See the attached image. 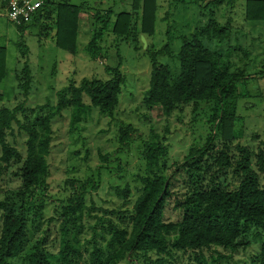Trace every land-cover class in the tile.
Here are the masks:
<instances>
[{
	"label": "trees",
	"instance_id": "obj_1",
	"mask_svg": "<svg viewBox=\"0 0 264 264\" xmlns=\"http://www.w3.org/2000/svg\"><path fill=\"white\" fill-rule=\"evenodd\" d=\"M219 1L222 0H209L205 6ZM1 3L6 8L3 0ZM156 8L157 0H131V12L108 10L103 15L91 13L89 18L104 22L103 28L110 27L117 36L130 37L137 48L134 32L146 39L154 34ZM83 10L66 0H44L28 20L17 24L12 22L20 36L19 45H23L24 32L36 27L40 32L53 31L55 44L74 52L79 15ZM230 16L228 22L232 20ZM244 17L264 20V0H245ZM224 25L212 16L188 37H181L182 45L176 54L180 72L176 77L171 76L167 64L158 60L161 56L173 55L170 48L172 36L167 33L166 41L159 48L148 43L146 46L150 78L144 104L150 108L160 107L165 118H169L174 110L191 105L193 121L197 119L195 122L202 126L205 119L206 124L204 141L200 146L192 144L183 161L176 163L172 171L173 175L182 171L186 176L185 190L175 204L180 219L164 220V208L171 196L172 175L164 171L169 154L167 128L162 134L150 129L147 136H142L131 124L121 125L116 153L135 140L143 147L140 155L144 171L136 175L140 187L131 210L126 215L119 209H102L104 214L117 215L119 222L100 216L98 224L101 229L93 226L90 238L81 241L79 235L84 227L81 218L87 209L86 192L88 188L98 187L100 181L92 177L66 180L71 187L70 194L55 206L61 218L58 249L49 252L42 236L34 251L25 256V264H136L140 259L142 264H148L150 254L156 256V263L164 264L163 256L171 255L173 250L192 252L198 264H207L202 252L204 248L214 246L235 250L246 244L239 239L244 226L264 229V149L260 148L252 155L249 147L235 143L239 137L236 131L237 102L243 96L237 85L245 78L244 70L240 67L233 69L229 59H225L219 50L209 49L201 41L202 38L217 42L226 40L228 25ZM99 35L93 32L88 45L93 58H97L95 51L99 50ZM5 76L6 49L0 46V81ZM31 80V71L25 61L19 78L24 99L14 108L0 107V161L6 163L5 170L11 165L10 160L14 161L15 170L11 175L18 181L16 188L7 190L0 198V264H12V260L21 255L29 214L32 210H35L33 213L43 211L47 201L36 190L47 183V155L51 148L53 119L68 109L69 127L76 128L90 114L92 107L97 108L100 115L112 117L124 76L114 69L113 76L107 80L83 78L79 84L70 82L57 91L54 104L38 107L46 112L39 110L34 116H31L32 108L26 105ZM201 106L206 109L200 111ZM18 112L24 115L23 121L18 118ZM14 125L25 134L24 153L6 140ZM252 156L256 158V168L252 167ZM100 158L104 164L108 162L106 154H101ZM229 174L235 184L227 180ZM259 174L263 175V182ZM109 190L113 197L130 203L129 184L122 188L110 187ZM126 217L128 222H125ZM101 230L108 234L105 239ZM103 239L105 245L101 242ZM254 262L264 264V242Z\"/></svg>",
	"mask_w": 264,
	"mask_h": 264
},
{
	"label": "rangeland",
	"instance_id": "obj_2",
	"mask_svg": "<svg viewBox=\"0 0 264 264\" xmlns=\"http://www.w3.org/2000/svg\"><path fill=\"white\" fill-rule=\"evenodd\" d=\"M1 1L0 46L6 49V76L0 81V107L14 108L24 99L19 88V78L22 76L25 61L32 75L30 91L26 97V105L33 111L31 116L39 110L42 113L46 112V109L38 107L46 103L54 104L57 91L70 82L79 84L83 78L107 80L113 76L114 69L119 70L124 76L119 102L112 117L102 116L97 108L92 107L90 114L79 122L76 128L69 127L68 109H64L53 119L51 148L47 155L49 166L47 183L36 190V193L45 196L47 201L43 211L33 213L35 210H32L29 214L22 253L12 260V264H25V256L34 251L37 240L42 236L45 240L44 247L49 252L57 251L61 218L55 206L58 201L64 200L70 194L71 187L70 184H66V180L92 177L100 181L98 187L88 188L86 192L87 209L81 218L84 226L79 235L81 241L90 238L93 226L101 229L98 217L111 218L114 222H119L117 215L104 214L102 209H119L128 214L140 187L136 175L143 174L144 171V161L140 155L143 147L135 140L129 147L116 153L119 147V126L131 124L142 136L144 134L147 136L150 129L162 134L167 128L169 154L164 165L166 174L173 175L175 164L183 161L192 144L200 146L204 141L205 119L202 121V126L205 125L203 128L201 123L195 122L197 119L193 121L191 105L182 106L181 110L176 109L169 118H165L160 107L150 108L143 102L150 78L147 43L159 48L166 41L167 33L172 36L170 48L173 55L161 56L158 60L167 64L171 76L176 77L180 72L176 54L182 45L181 37H188L212 16L221 25L230 23L227 26L226 40L217 42L202 38L201 41L205 47L219 50L225 59H229L233 69L240 67L244 70L245 78L237 85L243 96L237 102L236 131L239 137L235 143L249 147L253 151L252 155L260 148L264 149V20L245 19V0H222L206 6L205 3L209 0H202L203 5L199 0H157L155 32L146 39L141 34L136 36L135 31L137 48H134L130 37L117 36L110 27L103 28L104 22L89 18L91 13L103 15L108 10L131 12V0H66L74 6L84 8L79 15L74 52L58 47L52 38L53 31L40 32L36 27L24 32L23 45L20 46L19 33L7 18ZM228 16L232 18L231 22H228ZM93 32L100 34L97 40L99 50L95 51L97 58L91 56L88 48ZM142 36L145 38V44ZM85 101L88 102V98H85ZM204 109L206 107H200V111ZM17 116L23 121L22 113L18 112ZM6 140L24 153L25 134L16 125L8 131ZM101 154L107 155V163L104 164L100 158ZM10 161L12 163L6 170L4 169L6 163L0 161V198L4 192L16 188L18 184L11 175L15 170L14 161ZM255 161V156H252L251 164L254 168ZM172 175L171 196L164 208L165 221L180 219L175 204L185 190V174L181 171V174ZM259 176L263 182V175ZM227 180L236 183L231 174ZM126 183L129 184L131 193L128 204V201L113 197L109 190L114 186L122 188ZM104 222L107 223L106 220ZM125 222H128L127 217ZM255 234L259 236L255 237ZM102 235L105 236L104 239L107 237L106 230L102 231ZM104 239L101 240L103 245ZM239 239L246 244L239 245L235 250L214 246L210 249L204 248L202 252L206 263L255 264L254 258L261 243L264 242V229L246 225ZM150 256L151 262L148 264H161L155 262V255ZM163 257L164 264H198L194 253L189 251L173 250L171 255ZM136 264H142V259Z\"/></svg>",
	"mask_w": 264,
	"mask_h": 264
},
{
	"label": "built area",
	"instance_id": "obj_3",
	"mask_svg": "<svg viewBox=\"0 0 264 264\" xmlns=\"http://www.w3.org/2000/svg\"><path fill=\"white\" fill-rule=\"evenodd\" d=\"M6 4V16L15 24L28 20L42 4L44 0H3Z\"/></svg>",
	"mask_w": 264,
	"mask_h": 264
},
{
	"label": "water",
	"instance_id": "obj_4",
	"mask_svg": "<svg viewBox=\"0 0 264 264\" xmlns=\"http://www.w3.org/2000/svg\"><path fill=\"white\" fill-rule=\"evenodd\" d=\"M142 41L144 42V44H145V38L142 36Z\"/></svg>",
	"mask_w": 264,
	"mask_h": 264
},
{
	"label": "crops",
	"instance_id": "obj_5",
	"mask_svg": "<svg viewBox=\"0 0 264 264\" xmlns=\"http://www.w3.org/2000/svg\"><path fill=\"white\" fill-rule=\"evenodd\" d=\"M2 2V1H1ZM2 4V3H1ZM3 8L5 9V7L3 6Z\"/></svg>",
	"mask_w": 264,
	"mask_h": 264
}]
</instances>
